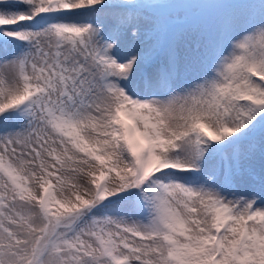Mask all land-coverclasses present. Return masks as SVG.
Instances as JSON below:
<instances>
[{
  "label": "snow or ice",
  "instance_id": "1",
  "mask_svg": "<svg viewBox=\"0 0 264 264\" xmlns=\"http://www.w3.org/2000/svg\"><path fill=\"white\" fill-rule=\"evenodd\" d=\"M0 264H264V0H0Z\"/></svg>",
  "mask_w": 264,
  "mask_h": 264
}]
</instances>
